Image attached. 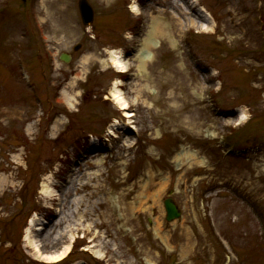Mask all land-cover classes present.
<instances>
[{
	"label": "rangeland",
	"instance_id": "374dc122",
	"mask_svg": "<svg viewBox=\"0 0 264 264\" xmlns=\"http://www.w3.org/2000/svg\"><path fill=\"white\" fill-rule=\"evenodd\" d=\"M89 2L85 25L79 0H0V264H264V0ZM89 154L107 155L109 202L121 198L116 221L103 218L112 235L91 219L59 242L41 235L31 219L48 225L60 209L42 185L60 194Z\"/></svg>",
	"mask_w": 264,
	"mask_h": 264
},
{
	"label": "bare ground",
	"instance_id": "6f19581e",
	"mask_svg": "<svg viewBox=\"0 0 264 264\" xmlns=\"http://www.w3.org/2000/svg\"><path fill=\"white\" fill-rule=\"evenodd\" d=\"M138 7L137 5H133L132 10H136ZM194 20H192V23ZM155 30H152V33H154ZM152 35L147 39V42L152 43L153 46L157 45V41H154L151 39ZM175 42V40H174ZM139 58H140V73H144L145 67L148 64V62L152 61L153 52L148 50L147 43L144 45V47L138 51ZM123 56L120 53H116V51H112V55L110 57V62L112 63V66L117 70L122 72H126L128 70V66L124 64V60L122 58ZM66 97V96H65ZM113 97L116 100V103H118V106L121 109L125 110V116L126 117H132L133 114L126 111L127 105L126 101H123L120 97L119 91L115 90L113 92ZM73 98L67 97V102L69 105L73 106ZM245 114L243 113L241 115V119H244ZM54 129H57V125H54ZM110 132L113 133V130L110 129ZM121 138H125L127 140L128 138V129H122V134L119 136ZM127 145V143H125ZM189 154V153H188ZM193 155V154H191ZM94 156L92 154L86 155L84 159L81 160V162H77L74 166V168L71 170L70 177L66 183V185L61 188V193L59 194L57 191H53L50 186L47 183H44L42 185V193L46 196H48L50 199H58L59 207L58 211L59 213H56L54 216V219L51 220V222L47 225L42 223L41 227L40 223L31 219L30 224L38 225L37 230L42 229V234H47L50 238L53 236V232H58L57 236H53L52 238H55L54 241L59 242L61 239L65 238L68 234L74 233V232H89L91 228L87 224L88 220H92L93 224H95L97 227L106 228L105 235L111 236V225L108 220H105L107 215L111 214L112 221H116L115 218V206L112 203H117L118 205L122 204L120 203V197H115L113 202L110 203L109 201L111 198L113 199V195H116L115 191H109L107 186L104 183V180L102 179L104 176V172L102 167L105 165V158L106 154L102 155L103 160L99 159L96 161L90 160L91 157ZM90 167L91 171H87L86 169L84 171H81V166H88ZM56 185H59V182L57 181L55 183ZM145 188L143 189V192H148L147 190L151 187L152 182L149 181L147 184H145ZM70 190L76 191V194L73 196V198L70 201V205L72 206V217L75 218H68L65 220V216H62L63 209H64V203H65V196L67 195V192ZM142 192V193H143ZM65 193V195L63 194ZM100 193L104 194L105 200H101L99 203H107L105 210H99V214L97 216L101 218L102 220H94L92 217L94 214H96V200H99ZM97 198V199H94ZM107 198V199H106ZM108 200V201H107ZM123 212V218L125 222H130L132 217V212L134 210L133 205L128 203L125 206L121 207ZM114 216V217H113ZM65 222H69V224L62 228L61 231L56 230V228L62 227V225ZM102 233H98L96 236L97 238H101V241L104 243L103 238L105 237ZM26 240L31 238V234L28 231L26 234ZM65 256V255H64ZM63 255L60 257L62 259L64 257ZM59 259V258H58Z\"/></svg>",
	"mask_w": 264,
	"mask_h": 264
},
{
	"label": "water",
	"instance_id": "95a60500",
	"mask_svg": "<svg viewBox=\"0 0 264 264\" xmlns=\"http://www.w3.org/2000/svg\"><path fill=\"white\" fill-rule=\"evenodd\" d=\"M79 9L85 24H89L94 20L95 12L88 0H79ZM61 59L69 62L71 59V55L68 53H62ZM165 207L167 210L168 221H173L174 219L181 216V210L172 197H168L165 200Z\"/></svg>",
	"mask_w": 264,
	"mask_h": 264
}]
</instances>
